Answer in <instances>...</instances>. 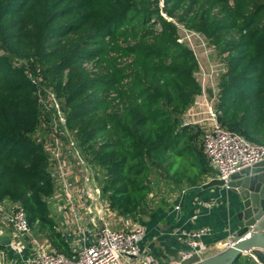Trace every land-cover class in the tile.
Listing matches in <instances>:
<instances>
[{"label":"trees","instance_id":"trees-1","mask_svg":"<svg viewBox=\"0 0 264 264\" xmlns=\"http://www.w3.org/2000/svg\"><path fill=\"white\" fill-rule=\"evenodd\" d=\"M177 24L224 62L218 125L264 147V0H0V202L17 204L57 253L73 255L50 209L49 156L33 137L44 86L84 160L103 171L110 212L137 217L159 179L192 188L215 177L200 126L182 123L202 88Z\"/></svg>","mask_w":264,"mask_h":264},{"label":"crops","instance_id":"crops-1","mask_svg":"<svg viewBox=\"0 0 264 264\" xmlns=\"http://www.w3.org/2000/svg\"><path fill=\"white\" fill-rule=\"evenodd\" d=\"M205 114L204 102L196 97L194 104L182 116V123L201 126L206 122ZM213 178L215 177L209 178L208 181ZM155 184L157 187L147 199L143 212L137 217L124 218L109 210H103L102 219L106 227L119 230L141 226L144 238L140 243V252L161 264H195L227 247L239 228L235 195L231 191L213 187L200 192L184 193L190 188L183 185L174 186L162 179ZM67 202L62 197L50 204V209L58 230L74 253L94 243L97 230L89 219L93 218L97 223V212L96 206L89 204L88 200H76L73 206L80 213L81 220L75 224L71 213L72 206ZM199 228L210 229L209 234L202 239V252L183 263L181 254L189 250L188 240L183 233ZM31 234L35 238L38 237L48 250H53L46 238L36 236L32 232ZM0 243L7 250L4 254L5 264H30L28 243L12 235L8 227H0ZM30 252L33 253L31 250Z\"/></svg>","mask_w":264,"mask_h":264},{"label":"built area","instance_id":"built-area-1","mask_svg":"<svg viewBox=\"0 0 264 264\" xmlns=\"http://www.w3.org/2000/svg\"><path fill=\"white\" fill-rule=\"evenodd\" d=\"M206 122L209 127L203 134L202 147L217 179L227 181L233 173L264 160V147L253 145L237 133L221 128L211 105H207ZM74 149L76 151L72 152L56 148L50 153L49 172L54 178L55 191L49 203L53 204L54 201L64 197L72 206L73 223L76 224L81 220V216L75 210L74 202L83 197L84 200L90 199L96 203L97 198L95 199L94 196L96 193L99 195L100 192L98 189L90 188L89 184L79 185L83 175L86 174L84 171H88L89 168L84 167L83 155L75 147ZM79 174L81 177L78 176ZM85 182L92 183L88 173L85 175ZM106 209L108 210L107 206ZM89 222L97 230L94 243L72 252L73 255L67 257L54 250H48L41 241L32 236L25 213L17 204L0 202V227H8L12 235L28 243L30 264H161L140 252V243L144 238V230L141 226L119 230L106 227L101 232L93 218H90ZM209 232V228H199L183 233L188 240L189 248L181 254L183 263L201 254L202 239ZM232 240L233 237L226 248L233 245ZM128 255L133 256L134 259L129 258ZM246 256L256 262L250 252H247Z\"/></svg>","mask_w":264,"mask_h":264},{"label":"rangeland","instance_id":"rangeland-1","mask_svg":"<svg viewBox=\"0 0 264 264\" xmlns=\"http://www.w3.org/2000/svg\"><path fill=\"white\" fill-rule=\"evenodd\" d=\"M176 26L179 33L180 42L190 48L197 58L199 68L195 73V77L202 88V94L198 96V98L199 101L204 102L205 112L207 113V105L214 107L218 92L219 80L225 69L224 62L218 55L217 50L209 44L208 40L202 34L185 30V28L179 24ZM61 103L62 102L56 97L55 93L50 87L44 86L40 91L42 116L40 125L33 137L37 142L44 146V149H46V153L49 157L50 153H52V151L56 148L68 151L71 150L73 152L76 151L74 149L75 147L80 152V154L82 153V151H80L76 146V140L74 139L73 134L64 124V109ZM208 125V122H205V124L200 126L202 130L200 144L202 142V136L204 132L209 127ZM84 167L89 168L88 171L84 172L86 174L88 173L92 183L85 182L86 174H84L82 177V182L79 185L87 186L89 184L90 188L98 189L100 192V184L103 180L104 174L103 171L86 160H84ZM78 176L81 177V174ZM207 182L208 180L206 183ZM94 197L95 199L97 198V202L94 203L88 199V203L95 205L96 209L101 210L103 216V210L107 211L105 206L106 203L101 199L100 194L98 195V193H96ZM80 199L82 200L83 197Z\"/></svg>","mask_w":264,"mask_h":264},{"label":"water","instance_id":"water-1","mask_svg":"<svg viewBox=\"0 0 264 264\" xmlns=\"http://www.w3.org/2000/svg\"><path fill=\"white\" fill-rule=\"evenodd\" d=\"M213 187L226 188L235 195L239 228L233 235L231 247L195 264H231L236 258L246 256L247 252L258 264H264V160L233 173L227 181L214 178L184 193L200 192ZM95 211L97 224L103 232L106 225L102 212L98 209ZM128 257L134 259L133 256ZM0 264H5L3 252H0Z\"/></svg>","mask_w":264,"mask_h":264}]
</instances>
